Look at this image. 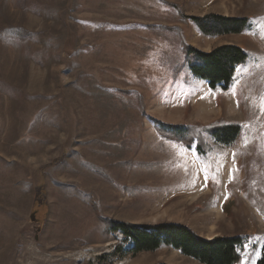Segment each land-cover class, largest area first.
Returning <instances> with one entry per match:
<instances>
[{"label":"rangeland","instance_id":"1","mask_svg":"<svg viewBox=\"0 0 264 264\" xmlns=\"http://www.w3.org/2000/svg\"><path fill=\"white\" fill-rule=\"evenodd\" d=\"M249 19L210 37L190 17ZM0 264H200L171 247L133 253L104 220L185 225L264 247V0H0ZM183 43L249 56L231 88L189 71ZM241 133L212 151L155 123ZM39 199V203H38Z\"/></svg>","mask_w":264,"mask_h":264},{"label":"trees","instance_id":"2","mask_svg":"<svg viewBox=\"0 0 264 264\" xmlns=\"http://www.w3.org/2000/svg\"><path fill=\"white\" fill-rule=\"evenodd\" d=\"M201 34L210 37L242 34L252 29L249 19L227 18L223 16L190 17ZM14 35L25 40L28 34L20 29L9 28L0 33V37ZM182 52L190 73L205 81L212 91H228L239 68L249 59L246 51L236 45H224L204 53L183 43ZM157 133L164 139L195 150L201 156L212 151L206 135H210L218 144L231 147L237 141L241 128L239 125L218 121L214 124L192 127L160 125L155 123ZM39 203V199H38ZM108 229L120 233L125 241L133 246V253H152L161 247H171L182 255L200 264H240L246 243L240 237H223L207 240L197 235L192 229L178 224H157L137 226L129 223L104 220ZM256 264H264V247Z\"/></svg>","mask_w":264,"mask_h":264}]
</instances>
